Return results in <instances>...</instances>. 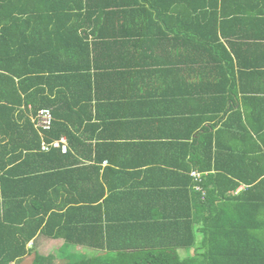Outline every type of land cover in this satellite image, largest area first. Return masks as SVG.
Returning <instances> with one entry per match:
<instances>
[{"label":"trees","instance_id":"obj_1","mask_svg":"<svg viewBox=\"0 0 264 264\" xmlns=\"http://www.w3.org/2000/svg\"><path fill=\"white\" fill-rule=\"evenodd\" d=\"M166 3L0 0V264H20L32 255L34 248L28 246L34 244L37 236L63 239L67 245L101 252L86 259L73 257L60 264H264V197L251 198L264 188V176L252 173V164L257 161L252 162L246 154L240 158L242 164L235 167L237 174L220 165V161L231 162L236 157L235 153H220L218 137L224 131L212 133L203 128L198 132L200 147L196 153L203 155L205 167L197 169L207 176L200 182L205 196L194 194V216L160 215L154 216L152 224L134 226L127 222L130 213L110 217L103 210L111 195L105 194L103 187L94 189L98 192L89 198L76 193L81 202L76 200L68 208L54 205L58 197L68 194L65 184L73 189L71 183L62 179L69 152H42L40 145L66 137L74 147L67 113L85 101L91 87L88 74L92 66L88 58L92 47L88 42L111 38L98 28L100 25H121L134 20L131 14L138 10L165 7L180 9L189 18L196 11L199 16L210 15L202 24L213 27L218 25L219 16L252 22V18L245 21L228 17V0H170L167 6ZM230 3L235 8L237 0ZM258 5L264 8V2ZM185 20L184 24H188ZM253 20L258 21L256 17ZM212 35L202 34L199 42L210 44L209 51L215 59L220 56L219 50L225 49L216 30ZM179 37L181 41H193L192 33L181 27ZM263 39H243L240 50L231 46L240 75H245L247 69L264 66L251 65L249 61L256 52L264 54V44L260 42ZM41 109L51 111L53 122L49 131L39 133L31 117ZM222 111L229 114L231 108ZM240 185L246 187V192L234 195ZM246 202L255 204L244 206ZM92 214L98 216L92 218ZM140 233H145L146 242H139L144 236ZM55 261L53 256L35 254L31 264Z\"/></svg>","mask_w":264,"mask_h":264},{"label":"crops","instance_id":"obj_2","mask_svg":"<svg viewBox=\"0 0 264 264\" xmlns=\"http://www.w3.org/2000/svg\"><path fill=\"white\" fill-rule=\"evenodd\" d=\"M163 1L166 6L170 3ZM258 2L264 0H237L231 8L228 0L227 16L245 21L252 18L246 23L217 16L218 25L213 27L202 24L210 15L199 16L196 11L189 18L180 9L165 7L135 11L131 14L135 19L121 25H100L111 38L88 42L92 47L88 58L91 87L85 101L67 113L74 147L63 137L69 154L62 179L73 189L65 184L68 194L58 197L54 205L68 208L76 200L81 202L76 193L89 198L98 192L94 189L103 187L105 194H111L103 210L110 217L130 213L127 222L134 226L152 224L154 216H194V194L205 196L203 188L204 195L195 190L192 176H207L198 170L205 167V159L196 153L198 132L203 128L212 133L224 131L218 137L220 153H235L236 157L231 162L220 161V165L230 168V173L239 172L235 167L246 154L257 161L252 173L264 176V66L240 75L231 48L234 45L240 50L243 39L264 37V8L256 6ZM185 18L188 24H184ZM180 27L192 33V42L180 40ZM35 29L39 31V27ZM215 30L225 51L220 49V56L212 59L210 44L199 39ZM260 42L264 44V39ZM249 61L264 65V54L256 52ZM226 108H231L229 114L222 111ZM258 191L252 199L264 197V188ZM240 192H246L244 185L234 195ZM243 204L251 207L255 203ZM140 234L144 236L139 242H146L145 233ZM33 242L28 246L34 248L32 255H40L38 247L50 249L56 244V250L44 256L55 260L86 259L101 253L67 245L63 239L37 236Z\"/></svg>","mask_w":264,"mask_h":264},{"label":"built area","instance_id":"obj_3","mask_svg":"<svg viewBox=\"0 0 264 264\" xmlns=\"http://www.w3.org/2000/svg\"><path fill=\"white\" fill-rule=\"evenodd\" d=\"M31 122L37 132L42 133L49 131L53 122L51 111L49 109L39 110L34 116L31 117ZM50 149L59 150L61 154H66L68 152V145L66 139L62 137L59 140L52 141L51 143H41L40 150L42 152H48ZM192 176L196 181L195 190L204 195V192L200 187V174L192 173Z\"/></svg>","mask_w":264,"mask_h":264},{"label":"rangeland","instance_id":"obj_4","mask_svg":"<svg viewBox=\"0 0 264 264\" xmlns=\"http://www.w3.org/2000/svg\"><path fill=\"white\" fill-rule=\"evenodd\" d=\"M55 246H57L56 244L55 245H51V248L49 249L48 247H46V246H42V247H38V250H41L40 252H39V254L41 255V256H47V254H49V253H51V252H53V251H55L56 250V247ZM55 254V253H54ZM58 255V254H57ZM58 257V256H57ZM33 258H34V255H30V256H27V257H25L23 260H22V262L20 263V264H31L32 263V260H33ZM63 260H64V258H61V257H59L55 262H54V264H60V263H62L63 262Z\"/></svg>","mask_w":264,"mask_h":264}]
</instances>
